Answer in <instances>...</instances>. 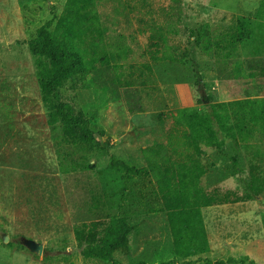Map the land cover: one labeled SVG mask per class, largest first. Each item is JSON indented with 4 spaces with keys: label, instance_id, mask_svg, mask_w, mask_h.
Masks as SVG:
<instances>
[{
    "label": "rangeland",
    "instance_id": "obj_1",
    "mask_svg": "<svg viewBox=\"0 0 264 264\" xmlns=\"http://www.w3.org/2000/svg\"><path fill=\"white\" fill-rule=\"evenodd\" d=\"M152 1L158 10L155 19L167 29L158 60L152 58L148 33L138 30L136 19L110 26L112 32L123 33L131 47L125 64L149 62L152 73L140 77L128 67L120 71L99 64L87 80L73 81L64 89L65 98L89 115L94 129H105L112 136L109 155L89 157L106 179L111 177L112 156L146 166L145 154L155 134L171 124L160 114L247 95L264 96V74L239 77L233 64L194 48L198 79L192 67L171 57L192 49L188 39L193 30L211 35L236 15L254 17L262 0ZM65 2L0 0V264H110L86 259L78 248L74 224L95 216L82 208L87 196L75 178L60 170L56 136L47 122L29 49L36 29L48 21L54 26ZM162 8L169 11L168 17ZM261 66L264 54L254 70L260 72ZM204 149L202 185L212 202L203 209L210 252L201 258H175L166 213L157 210L135 217L128 246L116 252L119 264H205L202 258L230 256H248L255 264H264V142L254 139ZM63 150L81 159L82 152L72 146L63 144ZM235 154L238 166L231 158ZM252 175L258 176L261 187L257 197L245 185ZM136 179L143 181L140 176ZM9 241L12 246L6 244Z\"/></svg>",
    "mask_w": 264,
    "mask_h": 264
},
{
    "label": "trees",
    "instance_id": "obj_2",
    "mask_svg": "<svg viewBox=\"0 0 264 264\" xmlns=\"http://www.w3.org/2000/svg\"><path fill=\"white\" fill-rule=\"evenodd\" d=\"M157 11L152 0H66L54 26L53 21L44 23L29 40L47 122L56 136L60 170L75 178V184L87 196L82 200V208L95 216L74 224L78 248L86 259L119 264L116 252L128 246V237L136 228L135 217L157 210L166 213L175 258L200 257L209 252L203 208L212 202L202 185L206 174L204 147L222 148L254 139L264 142V96L208 102L201 108L180 107L169 115L160 114L171 124L163 133L155 134L145 154L146 166L136 167L112 156L111 177L106 179L99 174L97 163L89 157L109 155L114 144L112 136L105 129H94L89 115L65 98L64 89L73 81L87 80L99 64L120 71L128 67L130 73L139 72L140 77L152 73L149 62L125 64L131 47L125 35L117 30L112 32L110 26L123 21L131 24L136 19L140 24L138 30L148 33L152 58L158 60L167 41V29L155 19ZM161 11L169 16L166 8ZM188 42L192 49L171 57L192 67L198 79L201 76L194 48H202L207 54L233 64L239 77L263 75V66L260 72L254 68L262 63L264 54V0L254 17L236 15L211 35L193 30ZM63 144L82 152L81 159L70 157ZM231 158L238 166L239 157L235 154ZM138 176L143 179L141 184ZM245 185L254 197L260 195L258 176L252 175ZM6 244L13 245L11 241ZM202 259L205 264H255L248 256Z\"/></svg>",
    "mask_w": 264,
    "mask_h": 264
},
{
    "label": "crops",
    "instance_id": "obj_3",
    "mask_svg": "<svg viewBox=\"0 0 264 264\" xmlns=\"http://www.w3.org/2000/svg\"><path fill=\"white\" fill-rule=\"evenodd\" d=\"M203 209H204V208H203ZM210 246H211V244H210ZM211 249H212V247H211ZM211 249H210V250H211ZM209 252H210V251H209ZM207 253H208V252H207ZM220 259H221V258H220ZM222 259H225V258H222Z\"/></svg>",
    "mask_w": 264,
    "mask_h": 264
}]
</instances>
